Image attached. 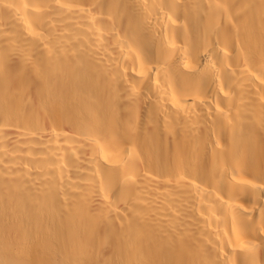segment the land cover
I'll list each match as a JSON object with an SVG mask.
<instances>
[{
    "label": "bare ground",
    "instance_id": "obj_1",
    "mask_svg": "<svg viewBox=\"0 0 264 264\" xmlns=\"http://www.w3.org/2000/svg\"><path fill=\"white\" fill-rule=\"evenodd\" d=\"M0 264H264V0H0Z\"/></svg>",
    "mask_w": 264,
    "mask_h": 264
}]
</instances>
